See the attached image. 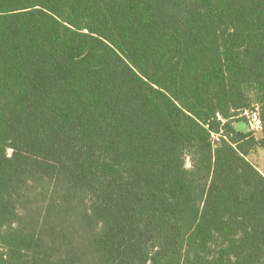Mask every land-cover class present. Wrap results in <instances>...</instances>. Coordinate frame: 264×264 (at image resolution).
I'll list each match as a JSON object with an SVG mask.
<instances>
[{"label":"trees","instance_id":"trees-1","mask_svg":"<svg viewBox=\"0 0 264 264\" xmlns=\"http://www.w3.org/2000/svg\"><path fill=\"white\" fill-rule=\"evenodd\" d=\"M254 104L264 0H0V264H264Z\"/></svg>","mask_w":264,"mask_h":264},{"label":"rangeland","instance_id":"rangeland-1","mask_svg":"<svg viewBox=\"0 0 264 264\" xmlns=\"http://www.w3.org/2000/svg\"><path fill=\"white\" fill-rule=\"evenodd\" d=\"M264 116V109L260 105L254 104L250 109L237 111L233 116L231 125L236 129L244 132H251L256 138L262 137V125ZM11 149L7 148V155L11 154ZM246 158L262 173L264 174V149L260 147L254 148ZM189 166L188 160L186 161Z\"/></svg>","mask_w":264,"mask_h":264},{"label":"built area","instance_id":"built-area-1","mask_svg":"<svg viewBox=\"0 0 264 264\" xmlns=\"http://www.w3.org/2000/svg\"><path fill=\"white\" fill-rule=\"evenodd\" d=\"M222 137H225L223 135V132L222 131H219V132H211L210 133V140H211L212 145L213 146H216L219 143V141H220V139Z\"/></svg>","mask_w":264,"mask_h":264}]
</instances>
